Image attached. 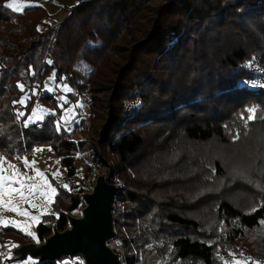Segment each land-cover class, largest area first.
<instances>
[{
  "label": "trees",
  "instance_id": "1",
  "mask_svg": "<svg viewBox=\"0 0 264 264\" xmlns=\"http://www.w3.org/2000/svg\"><path fill=\"white\" fill-rule=\"evenodd\" d=\"M52 1L65 11L54 23L42 3L15 12L0 0V150L47 144L65 174L80 164L86 174L93 161L118 182L110 243L123 264L263 261L264 84L247 82L249 64H264V0ZM124 30L130 41L119 40ZM50 71L69 84L67 101L88 96L86 136L72 137L51 113L24 123L36 97L58 112L66 105L44 90ZM52 181L38 240L79 207V195ZM7 239L34 240L0 224Z\"/></svg>",
  "mask_w": 264,
  "mask_h": 264
},
{
  "label": "rangeland",
  "instance_id": "2",
  "mask_svg": "<svg viewBox=\"0 0 264 264\" xmlns=\"http://www.w3.org/2000/svg\"><path fill=\"white\" fill-rule=\"evenodd\" d=\"M62 1L73 2L75 0ZM161 1L163 0H148L147 2L154 6ZM45 3H49L48 8H46L50 14L47 22H57L65 14V11L59 8L57 2ZM146 14L139 18L141 23L146 22ZM13 21L15 22L16 20L14 19ZM39 27L42 28L43 24H40ZM118 38L119 40L130 41L131 34L128 30H124ZM110 57L112 59L117 57V55L111 53ZM70 89L65 79L55 80L54 72L50 71L44 80V90L56 91L59 104L62 105L66 101V105L62 107L61 112H58L54 107L46 105L43 99L36 97L31 111L24 119V123L30 124L40 121L45 115L51 113L62 125L66 122L70 126V129H67L63 125L67 131L71 132L72 137L81 138L86 136L88 128H86L83 118H87L89 112L88 96L83 94L76 101H67L68 98L65 94ZM27 97L28 92L25 91L17 101L15 106L17 117L23 113V109L20 106H23ZM21 100L24 101L23 104L19 103ZM34 112L42 119H35L33 116ZM55 114H58L59 117H56ZM25 159L28 161L27 164H25ZM91 164L92 167L98 169V173L104 171L94 166L93 161ZM63 168L64 166L60 163L59 156L47 144H36L29 152L13 156H9L0 150V176L7 178L3 181L2 187H0V224L18 227L27 233H33L37 238L35 234L36 223L40 220L43 213L53 211L51 202L56 192V187L52 177L62 181L65 175L62 174ZM37 170L44 175H38ZM77 170L78 175L84 174L81 164L77 167ZM28 177L32 179H28ZM21 182L23 183V188H21ZM78 208L71 210V212H77ZM32 217H37L38 219L34 220ZM34 240L36 241V239ZM1 245L4 246L3 250L6 252L16 246V242L7 239L5 242H0ZM237 261H240L241 264H264V260H253L250 262L245 256L234 257L231 261L224 264H236Z\"/></svg>",
  "mask_w": 264,
  "mask_h": 264
},
{
  "label": "water",
  "instance_id": "3",
  "mask_svg": "<svg viewBox=\"0 0 264 264\" xmlns=\"http://www.w3.org/2000/svg\"><path fill=\"white\" fill-rule=\"evenodd\" d=\"M119 185L100 171L90 189L80 193L82 204L77 212L63 210L66 225L59 229L52 222L51 231L37 243L23 242L1 257L2 264L38 263L80 254L84 264H123L121 254L110 243L115 236L114 201Z\"/></svg>",
  "mask_w": 264,
  "mask_h": 264
},
{
  "label": "built area",
  "instance_id": "4",
  "mask_svg": "<svg viewBox=\"0 0 264 264\" xmlns=\"http://www.w3.org/2000/svg\"><path fill=\"white\" fill-rule=\"evenodd\" d=\"M249 68L251 71H253L255 74L252 78L247 82L250 86H256L260 83L264 84V64L259 61H253L249 64ZM129 109V108H127ZM56 117H59L58 114H55ZM64 126L67 127V129H70V126L64 122ZM98 174L97 168H91L88 173L83 175H78L77 173L73 174H65L63 177V184L66 185L67 188L74 191L77 195H79V203L80 206L82 204V200L80 198V193L86 189H90L95 182L96 176ZM76 208H73L72 210H75ZM60 263L63 264H84V258L82 255L76 253L71 256H65L60 259H58ZM30 264H36V263H30Z\"/></svg>",
  "mask_w": 264,
  "mask_h": 264
},
{
  "label": "snow or ice",
  "instance_id": "5",
  "mask_svg": "<svg viewBox=\"0 0 264 264\" xmlns=\"http://www.w3.org/2000/svg\"><path fill=\"white\" fill-rule=\"evenodd\" d=\"M5 7L9 8V9H12L15 12H21L23 10V7H26V5H20L17 2V0H12V2L11 3H8L7 5H5ZM38 30H39V28H38ZM18 87H20L21 90H23V87L24 86L21 84V85H18ZM19 103L23 104L24 101L21 100V101H19ZM248 111L251 112V113H254L255 112V109L252 108V109H249ZM33 116L35 117V119H42V117L38 116L35 112L33 113ZM248 119H252V116H249ZM236 138L238 139V135H237ZM27 163H28V161L25 159V164H27ZM37 174L40 175V176H43L44 175L43 173L39 172V170H37ZM5 179H7V178H5L3 176H0V187H2L3 181ZM28 179H32V178L31 177H28ZM65 187H67V186L65 185ZM21 188H23V183L22 182H21ZM13 191H15V190H13ZM53 191H55V190L53 189ZM32 219L35 220V219H38V218L37 217H32ZM28 235L29 236H32L33 239H36V242L39 243L38 238H36L33 233L29 232ZM30 262H31V258H29V261L28 262H25V264H30ZM236 264H241V262L240 261H237Z\"/></svg>",
  "mask_w": 264,
  "mask_h": 264
},
{
  "label": "crops",
  "instance_id": "6",
  "mask_svg": "<svg viewBox=\"0 0 264 264\" xmlns=\"http://www.w3.org/2000/svg\"><path fill=\"white\" fill-rule=\"evenodd\" d=\"M12 2V0H6V4H8V3H11ZM17 2L20 4V5H26V6H28V5H32V4H34V3H42L46 8H48V5H49V3H45L43 0H17ZM50 4H52V3H50ZM24 8V7H23ZM65 170H66V168L64 167L63 169H62V174H65ZM78 171V170H77Z\"/></svg>",
  "mask_w": 264,
  "mask_h": 264
}]
</instances>
